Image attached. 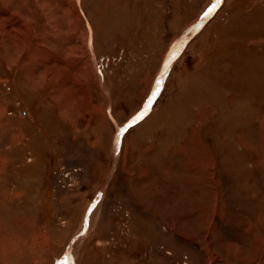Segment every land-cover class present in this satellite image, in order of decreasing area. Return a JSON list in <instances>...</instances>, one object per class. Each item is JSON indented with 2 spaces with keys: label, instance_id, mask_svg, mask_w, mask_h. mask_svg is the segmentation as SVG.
<instances>
[{
  "label": "rangeland",
  "instance_id": "1",
  "mask_svg": "<svg viewBox=\"0 0 264 264\" xmlns=\"http://www.w3.org/2000/svg\"><path fill=\"white\" fill-rule=\"evenodd\" d=\"M0 264H264V0H0Z\"/></svg>",
  "mask_w": 264,
  "mask_h": 264
},
{
  "label": "bare ground",
  "instance_id": "2",
  "mask_svg": "<svg viewBox=\"0 0 264 264\" xmlns=\"http://www.w3.org/2000/svg\"><path fill=\"white\" fill-rule=\"evenodd\" d=\"M23 220V219H22ZM16 222V221H15ZM17 223H19V222H17ZM17 223H15V224H17ZM22 224V223H21ZM20 226V225H19ZM15 240V239H14ZM17 240V239H16ZM12 240H9L7 243H8V245H10V246H13L14 244H20V243H12L11 242ZM3 244H4V241H3Z\"/></svg>",
  "mask_w": 264,
  "mask_h": 264
},
{
  "label": "crops",
  "instance_id": "3",
  "mask_svg": "<svg viewBox=\"0 0 264 264\" xmlns=\"http://www.w3.org/2000/svg\"><path fill=\"white\" fill-rule=\"evenodd\" d=\"M24 248V247H23Z\"/></svg>",
  "mask_w": 264,
  "mask_h": 264
}]
</instances>
